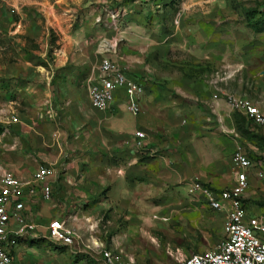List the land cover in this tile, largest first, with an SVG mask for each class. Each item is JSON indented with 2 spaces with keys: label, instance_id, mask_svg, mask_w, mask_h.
Masks as SVG:
<instances>
[{
  "label": "rangeland",
  "instance_id": "rangeland-1",
  "mask_svg": "<svg viewBox=\"0 0 264 264\" xmlns=\"http://www.w3.org/2000/svg\"><path fill=\"white\" fill-rule=\"evenodd\" d=\"M263 5L264 0H0V60L4 66L5 76L0 79L8 82L11 90L10 101L13 102V111L17 115L26 107V98L35 95L32 85L36 84L37 72L42 68L48 71L58 69L55 53L62 50L65 37L75 39L77 49L84 43L85 48H89V57L87 59L79 57L74 63L68 61L59 68L78 73L75 91L70 92L66 87L59 93L58 89L51 88L49 91L51 113L48 114V117H51L60 112L64 117L71 116L76 123L81 121L86 117L85 113H82L84 111L79 113L56 106L62 96H65L66 100L73 92L76 94L77 105H90L87 85L99 68L100 59L96 50L108 34L107 24L110 23L107 13L113 9L128 8L133 14L138 15L137 18L134 16L136 22L148 24L157 21L168 26L165 39L172 48V57L176 60H180L182 53L186 54V50L185 52L182 50L183 47L191 46L193 50L195 49L197 31L202 32L200 27L203 26L205 37L210 38L206 40V45L211 46L206 48L205 53L212 55L216 52L219 57L228 54L227 57L243 80L237 82V89L246 92L252 99L262 100L260 98L264 99V31L256 32L251 25L258 22V26L262 27L259 9ZM252 11L255 15L253 22L248 16ZM58 24L63 28L60 29L62 31L57 27ZM40 35L46 38V41H42ZM144 43L140 40L141 45ZM213 45L215 49L212 48ZM143 63L144 68L149 66L147 59ZM183 66V62L174 61L166 69L171 70V73L177 72L178 75L179 71L184 69ZM187 66L195 75L196 66L191 62H187ZM28 70L35 76H28ZM211 71L213 69H209V73ZM141 80L145 87L152 86L147 77H142ZM253 81H259V84ZM161 86L159 96L163 100L166 86L165 84ZM42 98L37 97L38 100ZM119 102L124 106V98ZM37 103L35 100L34 106ZM68 106L64 104V107ZM148 112L154 115L152 122L155 129L148 134L152 140L149 149L139 151L137 154L140 156L135 166L138 174L134 176L133 181L138 182L139 190L134 197L145 201L141 208H146L152 219L157 216L158 220L154 221L165 225L162 231L152 230L148 235V245L156 247L158 251L156 256L162 260L170 259V248L172 250L180 248L187 256L199 254L210 249L222 238L225 219L223 215L211 212L196 203L194 200H200L197 195L188 194L186 168H190L195 174L194 178L204 185H212L211 180L216 178L228 182L233 172V143L231 142V146L223 145L226 149L221 148L222 142L225 141L221 137L222 133L207 131L204 121L203 136L208 140L204 151L208 148H215L216 151V155L207 157L205 163L216 161L225 164L226 169L222 172L217 169H198L197 164H200L199 162L202 164L204 159H198L188 150V143L191 146L192 143L185 139L190 136L191 131L200 129V119L207 111L198 109L195 113L173 109L160 110L158 113L150 108ZM112 115L114 113L108 116ZM92 117L97 119L100 115L94 114ZM127 117L137 120L123 113L122 118L126 120ZM232 117L237 134L236 147L242 146L255 163L264 166V127L255 125L237 111L233 112ZM77 127V132L85 133V129L79 127L78 123ZM139 130L145 132L142 128ZM134 135L116 140L111 134L108 138L102 136L91 139L86 133L84 137L80 133L77 136L79 138L75 139L77 151L90 155L98 153L95 165H90L88 159H85L81 168L92 167L104 171L127 169L132 152L128 148ZM111 187L90 192L96 198L95 211H99L101 215H110L117 208L112 203L113 201L115 203L117 194L111 199ZM227 187L228 184L225 188ZM249 193L251 194L245 202L247 208L257 215H264V177L258 180L257 186ZM164 218L169 221H162ZM142 239L146 241L144 235ZM34 244L31 242L24 244L17 264H101L100 254L84 255L59 249L47 239H41Z\"/></svg>",
  "mask_w": 264,
  "mask_h": 264
},
{
  "label": "crops",
  "instance_id": "crops-1",
  "mask_svg": "<svg viewBox=\"0 0 264 264\" xmlns=\"http://www.w3.org/2000/svg\"><path fill=\"white\" fill-rule=\"evenodd\" d=\"M122 10H124L125 15L120 20V33L114 32L110 28V24H107L108 34L103 39L110 40L116 36L120 40L116 53L102 52L100 47L102 40L98 45L96 54L100 59L99 67L105 57H110L126 69L129 78L142 85L144 94L140 99V114L133 116L127 111L124 91L117 92L116 99L108 111L100 112L94 109L88 96L89 83L87 85L89 106L77 105L75 102L76 94L73 92L66 100V97L62 96L56 108L78 111L79 113L84 111L82 113H85L86 117L77 123L79 127L85 129V133L91 139L93 137L101 138L102 136L108 138L111 134L116 140H123L129 135L140 132L139 129L142 128L145 132H141L146 134V149L144 151L148 150L149 146H151L152 140L149 139L148 134L152 133L155 129V125L152 122L154 115L148 112L150 108L158 113L160 110L171 111L173 109L197 113L198 109H203L207 112H204L202 119H200V129L191 131L190 136L185 139L192 143V146L188 143V150L195 154L198 159H204L202 164L201 162L197 164L198 169H217L219 172H222L223 169H226L225 164L216 161L205 163V159L216 155V151L215 148H208L204 151V148L207 147L206 141L208 140H206L207 137L203 136L205 121L207 131L214 130L213 132H221L224 136L216 134L225 140L224 143L222 142L221 148L224 149V146H231L233 143L232 150L234 154L236 150L235 137L237 135L232 117L234 110L229 106L223 93H220V89L223 92L233 93L252 100L263 111L264 99H252L246 92L237 89V82L243 80L239 75V71L234 69L231 60L227 57L228 54L225 57H219L216 52H213L212 55L205 53L206 48L211 46L206 45V40H210V38L205 37L203 26L200 27L203 30L202 32L197 31L195 49L193 50L191 46L183 47L182 50L184 52L186 50V54L182 53L180 60H176L172 57V48L165 39L167 35L165 32L169 28L164 22L154 21L148 24L136 22L135 18L138 15L133 14V11L128 8H122ZM57 27L59 30L63 29L59 24ZM42 37L40 35L41 40L46 41V38ZM140 40L145 43L141 45ZM63 42L62 50L55 53L56 67L58 69L48 71L42 68L44 71L41 69L37 72L36 84L35 86L32 85V91L35 95L33 94L26 98V107L22 108L17 115L13 111V102L10 101L11 90L8 82L0 79V131L4 128H9L11 132L0 148V169L13 173L21 180H29L40 165H45L52 167L55 170L56 176L52 181L53 199L51 201H43L40 195L32 199L28 197L25 199L26 215L29 221L34 222L38 226V229L34 234L28 236L27 239L22 240L14 250L13 264H17L25 243L31 242L37 244L41 239H47L46 228L53 220L66 221L70 228L80 232L84 238V242L76 243L73 247H65L52 242L59 249H67L77 254L96 255L100 254V252L94 249H86L85 243L98 242L107 249L122 252L127 264L132 261L136 264H178L176 259L172 257L173 255L179 258H187L191 255H185L184 251L180 248L175 250L170 248V259L163 258L162 260L156 256L158 252L156 247L152 248L148 245V235L152 233V230L162 231L165 229V225L154 221L158 220V217L154 216V219H152L151 213L146 208H141L142 205H145L143 204L145 201L134 197L136 191L139 190V184L133 181V178L138 174L135 166L140 157L137 155L140 150L134 146L135 137L130 141L128 148L132 152H130L131 160L128 162L127 169H107L106 171L104 169H93L92 167L82 169L81 165L84 164L85 159H88L90 165L93 166L96 164L98 158L97 152L90 155L77 151L75 139L79 138L77 136L80 133L84 137L85 133L77 132L76 120L71 116L64 117L62 113L58 112L56 116L53 114L51 117H48V114L51 113V106L49 104V91L51 88L53 90L58 89L59 93H61L66 87L69 88L70 92L75 91L76 87L75 79L78 73L76 74V71H63L59 68L66 65L68 61L74 63L79 57L86 59L89 57V48H85L86 45L84 43L77 49V42L72 37L69 39L65 37V41ZM212 48L215 49L216 47L213 45ZM146 59L149 62V66L144 68L143 62ZM174 61L184 63V69L179 71L178 75L177 72L171 73V70L166 69ZM187 62H191L196 66L197 72L195 75L188 68ZM3 69L2 60H0V78L5 77ZM209 69H213V71L209 73ZM146 70L148 73H146ZM218 71L234 73L233 78L229 82L221 83L219 89L210 83L211 75ZM99 74L98 68L95 75L91 76V78L98 77ZM27 75L35 76L32 72L29 73V70L27 71ZM142 77H147L152 82V86L145 87V83L141 80ZM90 79L88 82H90ZM253 82L259 84V81ZM161 84H165L166 86L164 89V95L165 93L166 95L163 100L159 96V91L162 88ZM215 95L219 96L218 99H214ZM37 97L43 98L38 100ZM123 98L125 102L124 106L119 102ZM35 100L38 103L34 106ZM65 103L70 107H64ZM111 113H114V115L109 117L108 115ZM123 113L129 114L137 118V120H132L129 117L124 120L122 118ZM94 114L100 115V118H93ZM13 117L18 118L17 123L12 122ZM210 134L212 133L210 132ZM82 151L84 152V150ZM255 164L256 166L248 172L250 181L249 191L254 186H257L258 180H261L257 176L258 172L261 169L264 170L263 165ZM192 168L195 169L194 167ZM187 180L189 182L187 185L189 190L191 180ZM233 181L234 173L232 172L231 177L228 178V182L227 180L220 181L219 178H216L211 180L213 182L212 185H203L219 192L231 188ZM227 184L228 187L225 188ZM109 186H112L110 190L111 199L117 194L115 203L114 201L112 202L117 208L110 215H101L99 211H95V208H97L95 205L96 198L90 192L94 190L99 191ZM249 191L245 195L244 202H246L247 197L251 194ZM197 196L200 200L193 199L196 203L211 212L218 213L209 207L202 195ZM247 212L251 217L257 216L256 213L248 208ZM218 214L223 215L225 219L222 228V238L210 249L199 254L214 250L225 239L224 225L226 214ZM69 216H73L74 220H68ZM162 221L168 222L169 220L164 218ZM13 226L15 225L13 224ZM91 226L98 227L92 231L90 230ZM143 235L147 242L143 241ZM154 241L156 242L155 239ZM101 264H104L103 258L101 259Z\"/></svg>",
  "mask_w": 264,
  "mask_h": 264
},
{
  "label": "built area",
  "instance_id": "built-area-1",
  "mask_svg": "<svg viewBox=\"0 0 264 264\" xmlns=\"http://www.w3.org/2000/svg\"><path fill=\"white\" fill-rule=\"evenodd\" d=\"M122 8L110 10L107 13L110 28L120 33V20L124 16ZM100 21V20H99ZM120 40L115 36L103 40L101 50L104 53H116ZM99 76L91 78L88 86V96L92 107L100 112H106L116 99L119 91L126 95L127 111L138 116L141 112L140 99L144 88L127 76L126 69L110 57H105L99 67ZM234 73L218 71L210 77V83L219 89L221 83L229 82ZM229 106L238 111L259 127H264V111L252 100L233 93L223 92ZM218 95L214 99H218ZM13 123L18 118L13 117ZM11 134L9 128L0 131V148L4 140ZM134 146L140 151L146 148V134H135ZM234 181L231 188L224 191H214L207 188L196 178L191 180L190 195H202L209 207L226 214L224 225L225 239L212 251L176 259L178 264H264V215L249 216L244 202L250 189L249 170L256 166L253 159L242 146H237L232 156ZM258 178L264 177L261 169ZM55 170L50 166L40 165L33 177L21 180L13 173L0 169V264H13V252L22 240L35 233L38 226L29 221L26 215L25 199L41 196L43 201L53 199L52 181ZM74 220L73 216L68 218ZM13 224L15 226H13ZM98 226H91L94 231ZM46 237L51 242L65 247H73L84 242L83 235L70 228L66 221L53 220L46 228ZM86 249L100 252L104 264H127L120 251L107 249L100 243H85ZM129 264H136L130 262ZM150 264V263H143Z\"/></svg>",
  "mask_w": 264,
  "mask_h": 264
},
{
  "label": "trees",
  "instance_id": "trees-1",
  "mask_svg": "<svg viewBox=\"0 0 264 264\" xmlns=\"http://www.w3.org/2000/svg\"><path fill=\"white\" fill-rule=\"evenodd\" d=\"M259 13L262 15V22H263V24H261L262 25V27L260 28L258 25H259V23L258 22H256V23H252V28H254V30L256 31V32H263L264 31V5L262 6V7H260V9H259ZM248 16H249V19L251 20V22H253V20H254V12L252 11V12H250L249 14H248ZM238 112V111H237ZM238 113H240V112H238ZM241 114V113H240ZM243 115V114H242ZM246 118V117H245Z\"/></svg>",
  "mask_w": 264,
  "mask_h": 264
},
{
  "label": "water",
  "instance_id": "water-1",
  "mask_svg": "<svg viewBox=\"0 0 264 264\" xmlns=\"http://www.w3.org/2000/svg\"><path fill=\"white\" fill-rule=\"evenodd\" d=\"M186 173L189 180L194 178V173L189 168H186Z\"/></svg>",
  "mask_w": 264,
  "mask_h": 264
}]
</instances>
